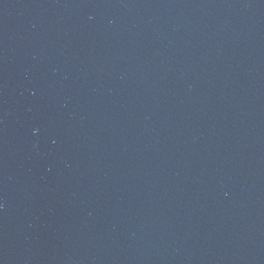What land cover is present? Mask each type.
I'll return each instance as SVG.
<instances>
[{
    "label": "water",
    "instance_id": "95a60500",
    "mask_svg": "<svg viewBox=\"0 0 264 264\" xmlns=\"http://www.w3.org/2000/svg\"><path fill=\"white\" fill-rule=\"evenodd\" d=\"M0 264H264V0H0Z\"/></svg>",
    "mask_w": 264,
    "mask_h": 264
}]
</instances>
